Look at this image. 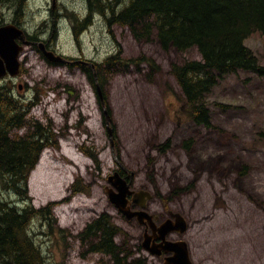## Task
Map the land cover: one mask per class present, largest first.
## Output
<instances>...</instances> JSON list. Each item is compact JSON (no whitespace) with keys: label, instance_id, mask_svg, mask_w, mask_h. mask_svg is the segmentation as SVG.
Here are the masks:
<instances>
[{"label":"rangeland","instance_id":"rangeland-1","mask_svg":"<svg viewBox=\"0 0 264 264\" xmlns=\"http://www.w3.org/2000/svg\"><path fill=\"white\" fill-rule=\"evenodd\" d=\"M55 5L53 0H27L23 11L16 7L15 12L0 0V26L21 25L68 57L95 61L108 105H100L80 66L52 64L37 48L26 47L18 80H0L18 107L33 104L12 136H29L38 124L50 128L57 143L43 151L30 176L29 202L3 192L20 208H50L51 214L31 224L47 263L112 264L109 256L89 252L91 242L82 240L86 227L107 215L121 230L116 242L124 257L163 264L142 249V228L128 223L110 203L109 177L120 162L135 175L136 187L152 194L151 212L186 219L185 239L195 264H264V142L257 141V132L264 131V79L244 72L229 75L212 101L243 110L213 107L215 128L196 126L172 73L175 64L201 60L196 48L164 50L156 31L150 41H139L129 27L110 28L102 15L76 36L80 26L75 18L86 16V0H56ZM246 45L264 64V33H254ZM119 51L128 65H107ZM144 59L152 60V66ZM248 77L252 81L246 85L242 80ZM18 83L26 90L20 91ZM104 108L111 111L115 148ZM77 179L87 192L74 194Z\"/></svg>","mask_w":264,"mask_h":264},{"label":"trees","instance_id":"trees-1","mask_svg":"<svg viewBox=\"0 0 264 264\" xmlns=\"http://www.w3.org/2000/svg\"><path fill=\"white\" fill-rule=\"evenodd\" d=\"M18 11H23L27 0H1ZM87 15L77 21V35L87 28L95 15L106 17L108 26H126L135 39L150 41L156 31L164 50L171 48L186 52L196 48L201 60L175 64L172 73L177 79L185 98V110L196 126L215 128L213 107L224 112L239 111L240 107L212 101L215 89L229 75L240 72L251 73L264 79V64L251 50L246 41L256 32L264 33V0H86ZM79 31V32H78ZM32 39H35L32 37ZM122 52L110 57L107 65H128ZM149 66L152 60L144 59ZM141 60H135L140 65ZM95 87L98 101L101 97L96 88L94 70L79 64ZM100 66L97 64V70ZM100 77V76H99ZM101 78V77H100ZM100 80V79H99ZM102 80V79H101ZM250 77L243 79L246 85ZM104 100L107 96L100 83ZM10 88L0 86V264H48L41 248L31 232L35 218L47 217L50 208L35 210L26 205L20 208L11 204L4 196L13 192L23 202H29V179L40 161L43 151L56 147L50 128L34 126V132L26 137H13L12 131L20 128L28 109L18 107ZM111 115L110 109H107ZM243 110V109H241ZM104 117L106 119L105 113ZM115 139V132L113 140ZM115 141V140H114ZM257 141L264 142V131L257 132ZM191 148L190 143L185 144ZM89 155L96 161L95 155ZM74 194L87 192L81 179L73 185ZM120 228L107 215L89 224L83 235V242L90 241L89 252H101L111 256L112 264H146L143 260L129 261L123 256L122 248L116 242Z\"/></svg>","mask_w":264,"mask_h":264},{"label":"water","instance_id":"water-1","mask_svg":"<svg viewBox=\"0 0 264 264\" xmlns=\"http://www.w3.org/2000/svg\"><path fill=\"white\" fill-rule=\"evenodd\" d=\"M18 41H22L23 45L19 44ZM31 45V42L27 41L25 32L15 25H5L0 27V79L7 77L8 75L12 78H16L21 73V63L20 55L24 51V46ZM40 49L42 50L45 58L54 64H70L72 61L65 58L63 55L56 54L53 51H49L45 48L44 43H39ZM84 63V62H83ZM94 70L95 79H96V88L101 97L102 105L105 107L104 96L99 82V76L97 73L96 65L93 63H86ZM106 121L108 126V131L113 137V127L111 125L110 115L105 109ZM112 146L115 148L114 142L112 140ZM110 182L114 185L117 191L114 189H108V195L111 202L128 218L134 219L138 218L140 222H145L149 220L154 226L153 216L150 215L145 210L138 212H132L130 207L129 196L133 194L130 191V185L125 179H123L119 173H115L110 176ZM142 203L141 207L145 208L146 202L148 199L152 198V195L145 191L139 193ZM172 217L176 220H168L164 222L157 229L159 230V238L162 242L157 247V250L153 252L155 256H162V254L168 255L164 259L163 264H194L190 257V252L188 249V244L184 240L170 241L167 240V237L170 233L179 232L183 234L188 227L186 219L179 213L171 212Z\"/></svg>","mask_w":264,"mask_h":264},{"label":"flooded vegetation","instance_id":"flooded-vegetation-1","mask_svg":"<svg viewBox=\"0 0 264 264\" xmlns=\"http://www.w3.org/2000/svg\"><path fill=\"white\" fill-rule=\"evenodd\" d=\"M55 2L56 0H53V4L55 5ZM56 6V5H55ZM52 11V10H51ZM50 11V13H51ZM15 12H16V8H15ZM52 14V13H51ZM15 21H12V23H14ZM19 27L24 30L25 34H26V37H27V41L31 42V45L30 47L32 48H37L39 51L41 50L40 49V46H39V43L40 42H43L45 44V48L49 51H54L56 53H59L57 51V49H52V46L50 45V43L48 41H44V39H40V37H36L34 34L30 33L28 28L26 29L25 27L19 25ZM35 38V39H32ZM68 59L70 60H73L71 59L70 57H67ZM74 61V60H73ZM21 65H22V62H20ZM72 64V63H71ZM71 64H67V65H71ZM21 72H22V66H21ZM21 74V73H20ZM19 77V76H18ZM18 77L16 78H11L9 75L8 77H6L7 79L9 78V81L10 82H14L12 80H18ZM6 80V79H4ZM17 87L20 91H25L26 90V85L23 84V83H18L17 84ZM118 168L117 170H115L114 174L117 172L119 173V175L125 179L127 181V183L130 185V191L133 192V194L131 196H129V201H130V207H131V210L132 212H138V211H141V210H145L146 212H148L150 215L153 216V219H152V222L156 225L154 226L152 223H150L149 220H146L145 222H140L139 219L136 217L134 219H128L110 200V203L112 205V207H115L118 212H120L127 220L128 223H136L137 225H139V227L142 228V243H141V246H142V249L147 252L148 255L150 256H154L153 255V252L157 250V247L159 246V244L162 242V240L159 238L160 236V233H159V230L157 229L158 227H160L164 222L168 221L169 219L172 220V222H175V218L172 217L171 215V212H167V216H160L159 214H156V213H153L150 211L149 209V202L152 200V198L148 199L147 202H146V206L145 208H142L141 207V203H142V199L139 195L140 192H145V191H148L146 189H143V188H138L136 187V185L134 184V179H135V175L128 171L127 169H125L122 164L120 162H118ZM110 179V177H109ZM109 183L111 184V186L108 189H114L115 191L116 188L114 187V185L112 184V182L109 181ZM189 233V225L187 227V230L181 234L179 233L178 231L177 232H173V233H170L167 237V240H170V241H178V240H184L187 242L188 244V249H189V252H190V257H191V248H190V243L189 241H187L185 239V237L188 235ZM120 234V233H119ZM118 234V235H119ZM117 235V236H118ZM116 236V237H117ZM172 236H177L176 239H173ZM92 253H97V254H103V255H107L111 258L110 255L108 254H105V253H101V252H92ZM168 255L166 254H162V256L158 257V256H154L158 259H161L162 262L164 263V259L167 257ZM112 260V258H111ZM191 260H192V257H191ZM145 262V261H144ZM193 262V260H192ZM194 263V262H193ZM195 264V263H194Z\"/></svg>","mask_w":264,"mask_h":264},{"label":"bare ground","instance_id":"bare-ground-1","mask_svg":"<svg viewBox=\"0 0 264 264\" xmlns=\"http://www.w3.org/2000/svg\"><path fill=\"white\" fill-rule=\"evenodd\" d=\"M56 8V7H55ZM22 66V65H21ZM69 244V243H68Z\"/></svg>","mask_w":264,"mask_h":264}]
</instances>
